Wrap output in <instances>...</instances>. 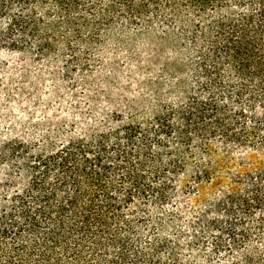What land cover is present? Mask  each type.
<instances>
[{
  "label": "trees",
  "instance_id": "trees-1",
  "mask_svg": "<svg viewBox=\"0 0 264 264\" xmlns=\"http://www.w3.org/2000/svg\"><path fill=\"white\" fill-rule=\"evenodd\" d=\"M40 1L0 0V15L13 2L24 8ZM78 1L55 3L68 12ZM151 12L175 21L196 45L193 95L148 123H126L46 149L20 140L5 144L0 164L11 162L21 176L12 177L11 195L0 183V258L7 264H31L34 256L61 262L59 253L79 264H100V257L108 264H193L169 237L134 247L131 216L142 203L168 200L174 177L186 169L175 153L149 177L152 146L175 139L190 148L195 136H207L264 152V0H111L101 15L136 21ZM10 20L0 34L5 44H19L15 31L23 37L37 31L34 15L20 11ZM45 42L41 49L48 51ZM208 173L206 166L197 168L198 185ZM234 184L190 222L186 246L192 252L210 246L226 264H264V159Z\"/></svg>",
  "mask_w": 264,
  "mask_h": 264
},
{
  "label": "rangeland",
  "instance_id": "rangeland-1",
  "mask_svg": "<svg viewBox=\"0 0 264 264\" xmlns=\"http://www.w3.org/2000/svg\"><path fill=\"white\" fill-rule=\"evenodd\" d=\"M110 2L79 0L68 12H62L55 0L24 8L13 2L10 11L0 15V34L20 11L34 15L37 28L27 37L15 31L12 37L20 41L16 47L0 38V150L13 140L46 149L126 123H148L193 95L197 47L190 37L175 21L153 12L136 21L120 13L104 17L101 13ZM179 31L178 40L175 33ZM46 40L48 51L41 49ZM213 138L195 136L190 148L175 139L152 146L149 177L169 164L175 153L186 169L174 177L168 200L142 203L136 217L131 216L135 249L169 237L181 245L179 255L188 263H227L210 246L196 245L192 252L185 233L199 213L235 186L239 174L259 166L264 152ZM200 166L209 173L198 185L195 172ZM12 177L21 179L11 162L1 163L0 183L9 195L16 188ZM157 182L162 184L164 176ZM58 256L62 263L42 262L38 256L30 263L79 264L71 256ZM97 260L108 264L104 258ZM0 264H7L4 257Z\"/></svg>",
  "mask_w": 264,
  "mask_h": 264
}]
</instances>
